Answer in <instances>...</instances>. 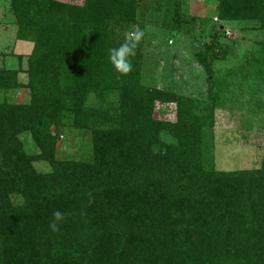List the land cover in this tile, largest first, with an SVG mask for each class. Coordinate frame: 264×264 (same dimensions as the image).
I'll return each mask as SVG.
<instances>
[{
  "label": "trees",
  "instance_id": "trees-1",
  "mask_svg": "<svg viewBox=\"0 0 264 264\" xmlns=\"http://www.w3.org/2000/svg\"><path fill=\"white\" fill-rule=\"evenodd\" d=\"M146 1L10 0L17 40L33 50L26 69L22 55L18 69H0V92L30 93L24 104L0 101V264H264V155L255 170L215 168L208 52L196 54L205 103L146 82L143 36L129 74L108 59L130 32L144 35L147 14L184 31L181 0ZM217 4L221 21L264 29V0ZM157 103L174 105L176 119L156 118ZM70 131L87 133L90 149L60 160ZM56 211L64 219L53 232Z\"/></svg>",
  "mask_w": 264,
  "mask_h": 264
},
{
  "label": "rangeland",
  "instance_id": "rangeland-1",
  "mask_svg": "<svg viewBox=\"0 0 264 264\" xmlns=\"http://www.w3.org/2000/svg\"><path fill=\"white\" fill-rule=\"evenodd\" d=\"M181 2L180 15L186 26L180 33L165 28L162 18L157 19L159 24H153V16L147 14L143 35L145 80L205 103L211 87L196 54L207 51L214 75L212 91L218 95L213 137L215 168L258 169L264 155V29L258 22L221 21L218 0ZM16 34L10 0H0V69H18L20 55L25 57L23 68H27L33 44L17 40ZM19 80L26 83V74L21 73ZM5 98L10 103L24 104L30 100V93L25 88L0 92V101ZM155 116L174 121L175 106L157 103ZM20 137L30 155L39 153L30 134ZM89 140L87 133H63L58 140V158L79 159L90 149ZM35 166L43 173L51 171L46 163Z\"/></svg>",
  "mask_w": 264,
  "mask_h": 264
},
{
  "label": "clouds",
  "instance_id": "clouds-1",
  "mask_svg": "<svg viewBox=\"0 0 264 264\" xmlns=\"http://www.w3.org/2000/svg\"><path fill=\"white\" fill-rule=\"evenodd\" d=\"M142 36V31L134 30L128 34L124 43H121L118 47H112L109 49L108 59L116 72L121 75H127L132 71V57L135 55V48ZM53 217V222L49 227L55 232L59 230L58 225L63 221L64 214L60 211H56L53 213Z\"/></svg>",
  "mask_w": 264,
  "mask_h": 264
}]
</instances>
